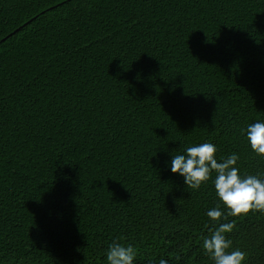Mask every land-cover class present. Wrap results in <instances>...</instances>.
Listing matches in <instances>:
<instances>
[{"label": "trees", "instance_id": "1", "mask_svg": "<svg viewBox=\"0 0 264 264\" xmlns=\"http://www.w3.org/2000/svg\"><path fill=\"white\" fill-rule=\"evenodd\" d=\"M264 0H0V264H214L219 223L264 264V213L213 222L171 172L201 143L264 179Z\"/></svg>", "mask_w": 264, "mask_h": 264}, {"label": "clouds", "instance_id": "2", "mask_svg": "<svg viewBox=\"0 0 264 264\" xmlns=\"http://www.w3.org/2000/svg\"><path fill=\"white\" fill-rule=\"evenodd\" d=\"M246 139L251 150L264 156V122L250 124L246 129ZM239 156L235 153L218 162L216 147L204 142L186 148L185 154L172 156L171 172L184 178L188 188L200 189L209 181L211 173H216L213 181L217 197L227 209V214L218 204L207 212L213 222L227 220L228 216H246L250 212L264 213V179L255 175L241 177L235 167ZM234 228V222L219 223L210 229V236L203 238L202 248L213 259L214 264H242L246 253L240 250L229 251L232 241L226 238ZM137 250L131 244L113 241L106 252L107 264H133ZM152 264V262H150ZM159 264H167L161 259Z\"/></svg>", "mask_w": 264, "mask_h": 264}]
</instances>
